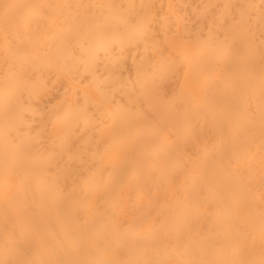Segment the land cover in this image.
Here are the masks:
<instances>
[{"label":"bare ground","instance_id":"6f19581e","mask_svg":"<svg viewBox=\"0 0 264 264\" xmlns=\"http://www.w3.org/2000/svg\"><path fill=\"white\" fill-rule=\"evenodd\" d=\"M0 264H264V0H0Z\"/></svg>","mask_w":264,"mask_h":264}]
</instances>
